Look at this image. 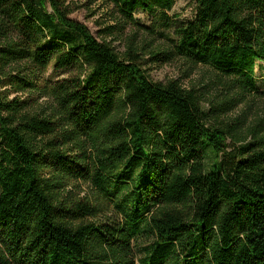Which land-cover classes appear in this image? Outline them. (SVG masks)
Returning <instances> with one entry per match:
<instances>
[{
    "label": "trees",
    "instance_id": "obj_1",
    "mask_svg": "<svg viewBox=\"0 0 264 264\" xmlns=\"http://www.w3.org/2000/svg\"><path fill=\"white\" fill-rule=\"evenodd\" d=\"M95 1L96 35L66 0H0V264H264V0L178 23L175 0ZM146 54L206 71L153 82Z\"/></svg>",
    "mask_w": 264,
    "mask_h": 264
},
{
    "label": "rangeland",
    "instance_id": "obj_2",
    "mask_svg": "<svg viewBox=\"0 0 264 264\" xmlns=\"http://www.w3.org/2000/svg\"><path fill=\"white\" fill-rule=\"evenodd\" d=\"M67 3L76 4L79 6V9L74 11L70 18L77 20L79 22L84 23L90 31L96 35L97 27L94 25L93 20L95 17L90 16V11L96 9L98 6V1L95 0H66ZM196 8V1L195 0H175V4L170 11V15L173 17L175 23L181 21H188L194 18ZM136 17L140 19L142 22H146V18L141 14L137 13ZM169 36L172 38L173 35L169 32ZM167 43L171 44V41H166L165 39L156 40L155 44L161 47L167 48ZM122 46H119V50H122ZM152 49H157L156 46H153ZM142 68L146 71L147 75L149 76L150 80L153 82H166L168 80H179L184 86L195 82L200 79L203 72L206 71V68L198 65L195 68L188 69L186 64L181 59H170L169 61H155L154 58H151L150 54H146L144 57V61L142 63ZM255 81L260 90H264V63L261 61H256L255 70H254ZM44 80L48 81H55L62 78L67 77V74L62 72H54L52 65L50 64L44 73L42 74ZM9 88V87H7ZM11 89L10 95L13 96L14 93ZM19 95L21 93L19 92ZM25 97V94L23 95ZM32 102L39 105L45 106L49 108L51 106V100L45 96L40 95V93H34L31 97ZM32 103V104H33ZM262 108L261 103L258 101L256 102V106L254 110L247 112V122H251L257 110ZM233 115L236 117H243L242 109H238L233 112ZM232 115V116H233ZM68 189H72L75 195H78L80 198L85 196H92V191L90 190L89 186L78 182L76 187H68Z\"/></svg>",
    "mask_w": 264,
    "mask_h": 264
}]
</instances>
